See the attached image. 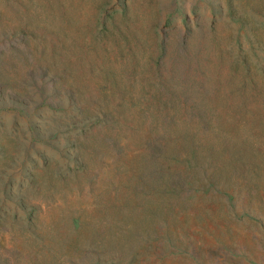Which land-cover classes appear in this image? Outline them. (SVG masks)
Here are the masks:
<instances>
[{"label":"rangeland","instance_id":"374dc122","mask_svg":"<svg viewBox=\"0 0 264 264\" xmlns=\"http://www.w3.org/2000/svg\"><path fill=\"white\" fill-rule=\"evenodd\" d=\"M203 112L251 144L264 212V0H0V264H264L223 222L138 230L135 154Z\"/></svg>","mask_w":264,"mask_h":264},{"label":"water","instance_id":"95a60500","mask_svg":"<svg viewBox=\"0 0 264 264\" xmlns=\"http://www.w3.org/2000/svg\"><path fill=\"white\" fill-rule=\"evenodd\" d=\"M200 115L202 120L189 126L168 113L164 129L154 127L147 147L135 154L142 163L136 171V186L148 194L138 203L142 207L136 216L138 230L151 236L163 233L164 224L170 222L182 230L191 223L200 232L206 221L223 222L221 245L235 247L233 234L242 230H252L255 241L264 244V212L256 207L252 189L257 160L251 156V144L219 135V125L205 112ZM187 188L192 196L185 192ZM192 203L197 205L196 212L186 214Z\"/></svg>","mask_w":264,"mask_h":264},{"label":"trees","instance_id":"16d2710c","mask_svg":"<svg viewBox=\"0 0 264 264\" xmlns=\"http://www.w3.org/2000/svg\"><path fill=\"white\" fill-rule=\"evenodd\" d=\"M153 152H155V150L153 149ZM14 193H15V196H16V199H18V203L20 204V205H24V206H26V203H25V199H24V197H23V195H22V193H21V191H14ZM220 240V238L218 239V241ZM221 244H223L222 242H221Z\"/></svg>","mask_w":264,"mask_h":264}]
</instances>
